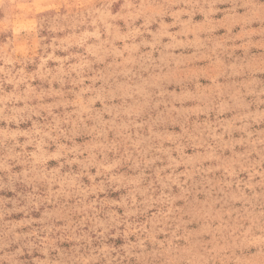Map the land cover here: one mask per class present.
<instances>
[{
  "label": "rangeland",
  "instance_id": "1",
  "mask_svg": "<svg viewBox=\"0 0 264 264\" xmlns=\"http://www.w3.org/2000/svg\"><path fill=\"white\" fill-rule=\"evenodd\" d=\"M0 264H264V0H0Z\"/></svg>",
  "mask_w": 264,
  "mask_h": 264
}]
</instances>
